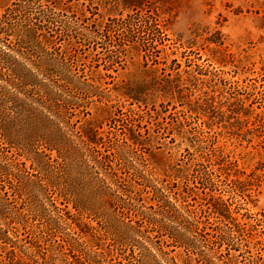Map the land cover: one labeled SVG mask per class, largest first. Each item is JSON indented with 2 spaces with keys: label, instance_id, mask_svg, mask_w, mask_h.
<instances>
[{
  "label": "trees",
  "instance_id": "obj_1",
  "mask_svg": "<svg viewBox=\"0 0 264 264\" xmlns=\"http://www.w3.org/2000/svg\"><path fill=\"white\" fill-rule=\"evenodd\" d=\"M51 2L15 0L0 12V264H31L17 257L24 239L49 242L51 260L63 264H228L217 249L240 250L237 232L264 226V212L241 211L253 183L222 138L244 140L259 129L251 125L264 126L254 108L264 99L228 79L192 97L191 72L184 77L177 58L161 78L110 87L108 71L130 47L145 67L166 63L167 24L139 7L106 21L93 11L75 19ZM157 93L182 106H173L167 133L194 150L171 159L163 149L152 163L144 149H161L167 136L160 121L151 126Z\"/></svg>",
  "mask_w": 264,
  "mask_h": 264
},
{
  "label": "rangeland",
  "instance_id": "obj_2",
  "mask_svg": "<svg viewBox=\"0 0 264 264\" xmlns=\"http://www.w3.org/2000/svg\"><path fill=\"white\" fill-rule=\"evenodd\" d=\"M14 1L0 0V12H3ZM43 1L50 4L51 1H54L57 5L60 3L59 9H66L69 15L74 14L73 18L75 19L82 18V14L92 16L93 11L96 19L106 21L109 16H118L120 12L125 15L133 7H139L143 10H150L153 14L157 13L160 19L167 24L166 33L169 40L164 47L160 46L161 59L166 63L152 66L153 68L145 67L142 64L141 56L130 47L125 63L123 62L121 65L116 63L117 71L112 69L108 71L113 75L112 78H106L108 81H112L110 87L128 83L135 85L137 82L161 78L163 70L160 68L166 67L165 74L171 73L168 66L172 59L177 58L181 63L180 72L184 74V77L189 76L184 72L186 69L191 72V81H187V85L189 90H192V97H204L205 91L207 94H213L212 85H215L214 89H219L220 80L228 79L237 81L243 86L250 85L248 92L251 91V86L255 87L258 99H264V0ZM111 48L114 47L111 46ZM86 49L89 53L91 48ZM94 52H98V56L103 57L106 49L98 44ZM103 61L101 60L98 68L102 75L106 72ZM198 66L202 68L203 73H198ZM157 67L158 70H156ZM174 74L175 72L172 76H175ZM215 94L217 95L218 92ZM156 95L151 98L156 102L148 105V109L153 115L151 126L155 127L154 122L160 121L167 127L165 129L167 133L172 127H175L174 121L169 115L174 111L173 106H177L176 110L182 109V106H178V103L173 101L168 104L167 100L163 101L159 93ZM121 100L124 101V98ZM124 102L128 103V101ZM161 102H164L165 107L161 105ZM152 104H155L156 110L152 109ZM134 107L136 106L134 105ZM166 107H168V111L162 112ZM254 108L255 114L262 113L261 117L264 120V107L258 108V105L255 104ZM262 123L261 120L255 125H251L252 128L259 127V129H255L247 139L222 138L226 142L227 150L231 151V154L237 159L240 170L248 174L253 183L246 184L248 189L244 198L239 197L245 207L241 211H249L259 217H263L262 213L264 212V126ZM117 127L114 131L122 137L121 125ZM215 129L219 130L217 127ZM159 141L158 145H161V149L155 147L144 149L146 162L156 163L159 161V155L154 154L163 149L167 151L165 155L171 159L178 157L186 147L194 150L187 138L183 139L175 132L167 133V136L160 138ZM236 184L241 186V183L236 182ZM72 212L75 211L72 210ZM237 234L240 235L239 238L241 237L240 241H242L239 246L240 250L227 251L226 245H223L217 249H220L217 261H226L228 264H247L249 256L261 255L262 258L257 264H264V226L257 224L246 229L240 228ZM41 244L42 247H39L34 246L28 239L19 240L20 248L16 249L17 257L31 264L33 259H38V263L46 261L47 264H63L59 257L54 260L50 258L53 252H57V250L53 251L55 247L47 241ZM68 258L74 259L71 256Z\"/></svg>",
  "mask_w": 264,
  "mask_h": 264
}]
</instances>
